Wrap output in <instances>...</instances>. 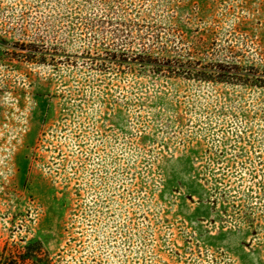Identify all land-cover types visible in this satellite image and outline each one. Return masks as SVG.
Masks as SVG:
<instances>
[{"label": "rangeland", "instance_id": "rangeland-1", "mask_svg": "<svg viewBox=\"0 0 264 264\" xmlns=\"http://www.w3.org/2000/svg\"><path fill=\"white\" fill-rule=\"evenodd\" d=\"M32 241L264 264V0H0V259Z\"/></svg>", "mask_w": 264, "mask_h": 264}, {"label": "trees", "instance_id": "trees-1", "mask_svg": "<svg viewBox=\"0 0 264 264\" xmlns=\"http://www.w3.org/2000/svg\"><path fill=\"white\" fill-rule=\"evenodd\" d=\"M219 72V71H218ZM39 241H32L15 250H6L0 259V264H52L49 257L42 251Z\"/></svg>", "mask_w": 264, "mask_h": 264}]
</instances>
